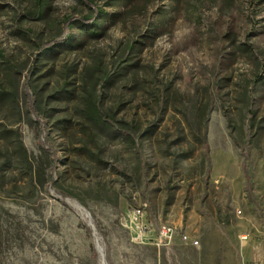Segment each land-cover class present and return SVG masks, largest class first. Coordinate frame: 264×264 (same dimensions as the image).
Here are the masks:
<instances>
[{
	"label": "rangeland",
	"instance_id": "rangeland-1",
	"mask_svg": "<svg viewBox=\"0 0 264 264\" xmlns=\"http://www.w3.org/2000/svg\"><path fill=\"white\" fill-rule=\"evenodd\" d=\"M94 1L108 12L102 36L75 24L31 76L46 135L25 100L34 42L92 10L46 0L42 19L18 20L35 0H0L14 67L0 56V91L19 85L23 111L17 122L0 100V160L13 157L0 174V264H264V0Z\"/></svg>",
	"mask_w": 264,
	"mask_h": 264
},
{
	"label": "trees",
	"instance_id": "trees-1",
	"mask_svg": "<svg viewBox=\"0 0 264 264\" xmlns=\"http://www.w3.org/2000/svg\"><path fill=\"white\" fill-rule=\"evenodd\" d=\"M84 3L91 8L92 13L90 15L84 17H74V16H66L64 20V26L62 29V35L59 38H51L44 42L35 41L34 44L37 49V54L33 60V64L28 69V75L25 80L24 88H25V100L28 103V111L33 115L35 121L38 125L42 126L45 134H48L47 120L46 115L43 116L39 111L38 105V96L37 92L34 89V86L31 83V76L37 68L38 59L44 58L48 55L53 54L57 51L58 45H70L72 37L70 35V30L74 27V25H79L86 33L89 34L92 38H99L102 36L105 27L101 25L100 18L108 17V12L103 10L101 6H98L94 0H83ZM45 3L46 0H35V9L33 11L24 12L18 15V20L21 18H26L28 20H40L43 18L45 13ZM108 6L114 7L113 4H109ZM24 35L29 36L31 31L29 29L19 28ZM0 56L5 60L8 68L10 70H14V67L9 63L7 59L4 58L2 52L0 51ZM19 89V85H13V88L9 90L0 91V100L3 102H12V108L14 109L15 117L17 122H21L23 119V111L19 106V100L17 99V91ZM46 109V108H45ZM100 109L98 106H90L89 112L93 116V119L97 125L102 128L111 129L113 124L100 114ZM49 112H47V115ZM1 126V125H0ZM5 129V128H4ZM113 129V128H112ZM115 133L121 132L122 134L128 135V131L123 127H117L113 130ZM4 130L0 128V138H4L5 134H3ZM17 155L19 158L28 159L27 149L24 146L21 136H17ZM47 156L49 157L52 168L56 167V163L59 159L57 152L50 146H48L45 150ZM12 154L8 153V151L3 155V158L0 160V174L4 170V167L12 161Z\"/></svg>",
	"mask_w": 264,
	"mask_h": 264
},
{
	"label": "built area",
	"instance_id": "built-area-1",
	"mask_svg": "<svg viewBox=\"0 0 264 264\" xmlns=\"http://www.w3.org/2000/svg\"><path fill=\"white\" fill-rule=\"evenodd\" d=\"M137 213L140 214V210H138ZM173 232H174V229L171 226L164 225V226L161 227V230H160L161 238H164V239H167L168 238V239H170L171 238V235L173 234ZM242 238L243 239H246L247 238V235L246 234H243L242 235Z\"/></svg>",
	"mask_w": 264,
	"mask_h": 264
},
{
	"label": "bare ground",
	"instance_id": "bare-ground-1",
	"mask_svg": "<svg viewBox=\"0 0 264 264\" xmlns=\"http://www.w3.org/2000/svg\"><path fill=\"white\" fill-rule=\"evenodd\" d=\"M168 226V225H167Z\"/></svg>",
	"mask_w": 264,
	"mask_h": 264
}]
</instances>
